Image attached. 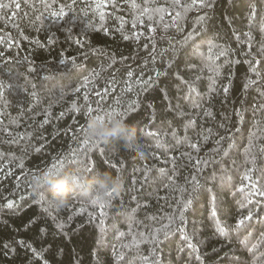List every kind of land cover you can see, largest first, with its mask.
Listing matches in <instances>:
<instances>
[{"label":"trees","instance_id":"obj_1","mask_svg":"<svg viewBox=\"0 0 264 264\" xmlns=\"http://www.w3.org/2000/svg\"><path fill=\"white\" fill-rule=\"evenodd\" d=\"M210 2L174 23L137 19L174 15L171 0H0V264H264V204L238 191L246 175L264 185V79L244 88L264 0ZM89 106L124 118L146 158L84 144ZM53 165L109 172L119 192L94 205L69 182L70 202L50 208L56 190L31 177Z\"/></svg>","mask_w":264,"mask_h":264},{"label":"clouds","instance_id":"obj_2","mask_svg":"<svg viewBox=\"0 0 264 264\" xmlns=\"http://www.w3.org/2000/svg\"><path fill=\"white\" fill-rule=\"evenodd\" d=\"M100 116L103 119L97 118L96 115L88 117L85 140L93 144L116 141L135 158H146V149L137 142L135 130L125 122L124 118L115 112L111 115L106 112ZM69 182L74 183L82 193L92 197L97 203H107V198L117 194L120 189L118 177L109 172H98L94 176H89L86 168L72 172L49 168L31 177V187L34 192L40 193L46 186L56 190L48 201L50 208H60L70 202L72 197L66 190Z\"/></svg>","mask_w":264,"mask_h":264},{"label":"snow or ice","instance_id":"obj_3","mask_svg":"<svg viewBox=\"0 0 264 264\" xmlns=\"http://www.w3.org/2000/svg\"><path fill=\"white\" fill-rule=\"evenodd\" d=\"M131 6L133 8H137L140 7L135 3V0H132V4ZM6 7V5L0 3V8H4ZM16 8L20 7L19 3L15 4ZM103 7V5L98 4L97 8H101ZM210 8L212 7V4L210 2V0H191V3H183L182 0H171V8L175 10L174 15L173 12L169 10V6L168 5H164V6H156V7H148V6H143L139 12V17H137V19H139L140 17H144L145 15H147L148 20H153L154 16H159L160 20L163 21L165 15L171 16L173 19V22L176 23L178 22V19L181 18L182 16V12L180 11V9H183L184 12H187L189 10H191L192 8ZM61 15H63V10H61ZM55 15V13H54ZM252 16L253 18L255 17V8L253 6V11H252ZM101 18H103V16H101ZM141 23H143V20H141ZM134 25H135V21H134ZM167 27V25L165 26ZM150 31H155L154 28H149ZM260 31L262 33H264V23L261 24V28ZM247 35V34H246ZM138 38V37H137ZM124 39H129L128 36H124ZM251 44H249V52L247 54L248 59L246 60V63L248 64V71L252 74L247 78V82L244 85L245 90H247L249 87H252L254 85H257L260 83V81L262 79H264V76H262V72H264V43H262L260 45V47L257 49V51L255 53H253L251 51ZM222 55L225 53H221ZM210 71H212L213 69H209ZM164 74L166 75L167 72L165 70ZM131 75V74H130ZM157 78H159V76L161 75L160 72H157ZM179 78V76H178ZM153 83H155V81H153ZM191 91H195L194 88H191V86L189 85ZM223 91L225 93H227L229 91L228 87H224ZM260 94L262 96H264V89L261 90ZM85 99H87V97H85ZM259 107L261 110H264V105H259L257 106ZM75 111L79 112V108H74ZM93 109L92 107H87L86 109V116L89 117L92 115ZM112 112H108L109 115H111ZM97 118L103 119L102 116H100L99 114L96 115ZM149 135L155 136L157 137L156 139V144L155 147L159 148L161 147V139L159 137V135L157 133H149ZM173 135H175V133H173ZM258 135L257 132H252L249 134V146L248 148L245 149V151H249L254 144V138ZM90 142L87 140H84V144H89ZM100 143H96L94 145H98ZM190 147L196 148L197 145L196 144H190ZM38 150V149H37ZM261 151L264 152V147L261 148ZM52 168H63V165H61V167H56L55 165H53ZM86 170L88 171L89 176L93 175L95 173V175L97 174L96 169L93 167H86ZM163 169H161V173L163 174ZM249 172H253L254 169L250 168L248 169ZM245 179L250 181L249 184L244 185L242 184L239 188L238 191L242 194H244L245 200L247 204H252L253 203V199L254 198H260L259 202L261 204H264V185H261L258 181L257 182H251L252 181V177L250 175H246ZM245 188H247V192H245ZM109 195H111V193H109ZM215 202V197H213V204ZM92 203L95 205L97 204L96 200H92ZM191 201H187L185 204V208L188 206V204H190ZM104 205L101 204L100 207L102 208ZM243 206V205H242ZM8 207H12V202L10 201L8 203ZM212 215L215 216L216 215V211L215 208L213 207L212 210ZM252 212L249 211L248 215L245 216L243 219H240L237 221V226L239 227L240 225H242L244 223L245 220H251L252 219ZM181 220L183 221V210H181V216H180ZM181 231H183L181 229ZM217 231L223 235L225 232V229L220 226L219 224H217ZM121 235H123V233H121ZM155 239V237H154ZM185 240H188V237L185 235L184 236ZM20 244V246L22 247H29L31 249V251L33 252L34 256H36L37 258H41L40 253L35 249L32 248L30 245H25L24 242L19 241L17 242ZM242 245H246V241H241ZM7 247V245H6ZM188 247L192 248L193 245L189 242L188 243ZM248 251L251 253L252 249H248ZM197 259H200L199 256H197Z\"/></svg>","mask_w":264,"mask_h":264}]
</instances>
